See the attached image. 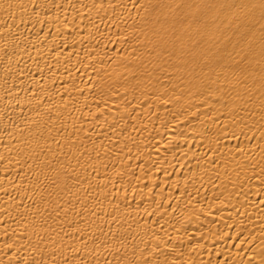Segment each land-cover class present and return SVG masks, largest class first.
Here are the masks:
<instances>
[{"label":"bare ground","instance_id":"bare-ground-1","mask_svg":"<svg viewBox=\"0 0 264 264\" xmlns=\"http://www.w3.org/2000/svg\"><path fill=\"white\" fill-rule=\"evenodd\" d=\"M0 264H264V0H0Z\"/></svg>","mask_w":264,"mask_h":264}]
</instances>
